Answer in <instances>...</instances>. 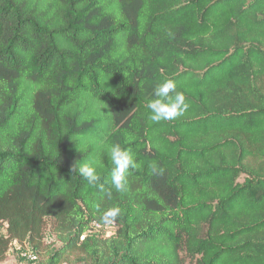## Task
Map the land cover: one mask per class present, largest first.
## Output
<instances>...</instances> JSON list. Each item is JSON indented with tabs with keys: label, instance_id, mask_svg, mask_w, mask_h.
<instances>
[{
	"label": "trees",
	"instance_id": "1",
	"mask_svg": "<svg viewBox=\"0 0 264 264\" xmlns=\"http://www.w3.org/2000/svg\"><path fill=\"white\" fill-rule=\"evenodd\" d=\"M165 79L189 107L155 123ZM0 228V263L264 264V0H0Z\"/></svg>",
	"mask_w": 264,
	"mask_h": 264
},
{
	"label": "clouds",
	"instance_id": "2",
	"mask_svg": "<svg viewBox=\"0 0 264 264\" xmlns=\"http://www.w3.org/2000/svg\"><path fill=\"white\" fill-rule=\"evenodd\" d=\"M189 105L185 101L183 92L177 90V82L165 79L158 83L153 91V98L149 100L147 108L152 122L169 121L182 116ZM111 162L114 165L111 173V184L117 192L126 191L130 168H137L134 153L130 149L122 148L119 144L110 147ZM151 171H156L155 164H151ZM80 175L91 185L100 180L95 161H86L78 165ZM111 197V192L107 193ZM120 208L113 206L105 210L102 219L112 223L119 215Z\"/></svg>",
	"mask_w": 264,
	"mask_h": 264
},
{
	"label": "rangeland",
	"instance_id": "3",
	"mask_svg": "<svg viewBox=\"0 0 264 264\" xmlns=\"http://www.w3.org/2000/svg\"><path fill=\"white\" fill-rule=\"evenodd\" d=\"M96 230H98L101 235L109 236L114 233L115 228L113 225H107L102 228H96ZM3 233H4V229L0 228V234H3ZM46 240L47 241L52 240V236L50 235V233L46 234ZM21 246L22 247L20 248L18 244H13L8 252L6 260L0 264H30V262L20 257V252H22V250L27 249L26 246H23V245Z\"/></svg>",
	"mask_w": 264,
	"mask_h": 264
},
{
	"label": "built area",
	"instance_id": "4",
	"mask_svg": "<svg viewBox=\"0 0 264 264\" xmlns=\"http://www.w3.org/2000/svg\"><path fill=\"white\" fill-rule=\"evenodd\" d=\"M96 228H102V227L95 225V229ZM20 257L31 263L35 262L37 259L36 254L29 248L22 250V252H20Z\"/></svg>",
	"mask_w": 264,
	"mask_h": 264
}]
</instances>
